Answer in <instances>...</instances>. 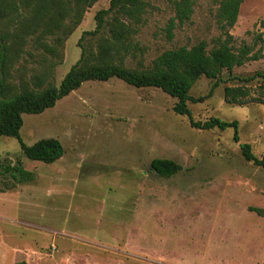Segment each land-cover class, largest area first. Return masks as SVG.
I'll list each match as a JSON object with an SVG mask.
<instances>
[{
	"label": "rangeland",
	"instance_id": "obj_1",
	"mask_svg": "<svg viewBox=\"0 0 264 264\" xmlns=\"http://www.w3.org/2000/svg\"><path fill=\"white\" fill-rule=\"evenodd\" d=\"M147 11L134 37V57L124 65L149 67L167 50L205 42L211 50L224 36L217 28V0H192L190 20L172 30L170 0H144ZM94 4L65 41L61 59L27 47L15 65L27 80L53 65L59 86L80 58L81 34L93 31ZM231 45H251L258 35L262 58L223 72L212 96L188 103L194 122L217 118L238 123L233 130H196L177 116L176 100L155 88L136 89L117 79L90 81L39 115H23L20 137L26 146L56 139L64 150L53 164L24 157L18 142L0 137V264L14 248H36L46 263L59 264H264V171L246 162V143L264 156V82L244 79L264 73V0H242ZM95 39L83 46L95 51ZM215 81L200 78L189 95L208 94ZM248 87L242 105L226 104L223 89ZM261 102V103H258ZM154 159L170 160L180 171L163 178L150 169ZM19 166L33 180L17 184L4 167ZM9 188V190H7ZM50 261V262H49Z\"/></svg>",
	"mask_w": 264,
	"mask_h": 264
},
{
	"label": "trees",
	"instance_id": "obj_2",
	"mask_svg": "<svg viewBox=\"0 0 264 264\" xmlns=\"http://www.w3.org/2000/svg\"><path fill=\"white\" fill-rule=\"evenodd\" d=\"M101 0H0V137L15 139L24 157L33 162L53 164L64 154L61 143L56 139H41L26 146L20 137L23 126L22 116L39 115L80 88L83 83L122 81L136 89L155 88L176 100L172 111L175 115L188 117L191 128L202 131L217 129L233 130L232 139L238 142V123L210 118L204 122H194L188 103L199 104L210 98L217 88L223 72L232 70L247 62L262 58L261 42L258 35L251 45L242 44L238 49L231 45L228 34L236 23L242 0H217L215 14L217 28L224 36L216 40L215 46L207 49L205 42L191 48L180 47L167 50L155 58L149 67L139 65L128 68L124 60L134 57L136 44L134 37L143 23L147 11L144 0H109L108 8L99 10L94 17L95 28L81 34L78 47L80 58L61 80L59 86L51 83L53 65L42 68L29 79L21 74L16 77L15 65L26 53V48L43 52L52 59H61L65 41L81 24L84 14ZM174 16L169 20L165 32L172 38V30L186 24L193 13L192 0H170ZM87 38L95 39L96 49L83 46ZM215 81L208 94L193 98L190 90L200 78ZM244 84L255 80L264 82V73H256L244 79L232 78ZM264 88V83L260 85ZM248 96V87L232 86L223 89L226 104L242 105ZM261 103V102H258ZM242 158L264 171V156L253 155L249 144L239 145ZM17 184L33 180V174L23 168L4 167ZM150 169L163 178H170L180 171V166L170 160L154 159ZM9 190V188H7ZM264 217V211L250 209Z\"/></svg>",
	"mask_w": 264,
	"mask_h": 264
},
{
	"label": "crops",
	"instance_id": "obj_3",
	"mask_svg": "<svg viewBox=\"0 0 264 264\" xmlns=\"http://www.w3.org/2000/svg\"><path fill=\"white\" fill-rule=\"evenodd\" d=\"M50 263H46V259L43 253L38 251L36 248L26 249L22 247L17 249L14 248L13 256L9 262V264H50ZM58 263L64 264L61 261Z\"/></svg>",
	"mask_w": 264,
	"mask_h": 264
}]
</instances>
